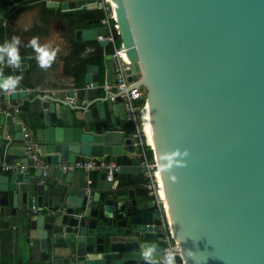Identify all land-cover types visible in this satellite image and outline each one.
Instances as JSON below:
<instances>
[{
  "label": "water",
  "instance_id": "obj_1",
  "mask_svg": "<svg viewBox=\"0 0 264 264\" xmlns=\"http://www.w3.org/2000/svg\"><path fill=\"white\" fill-rule=\"evenodd\" d=\"M47 5L99 8L97 0ZM111 5L117 29L100 19L76 23L74 39L104 48L110 35L120 40L131 61L127 89H146L155 148L142 131L141 110L126 118L112 84V53L104 55L102 77L100 65L89 63L77 88L52 94L19 85L1 94L0 148L6 159L29 162L35 155L38 163L0 175V205L18 210L31 200L53 210L31 226L53 264H144L145 245L165 251L160 207L141 197L148 192L135 143L141 139L161 170L183 263L264 264V0ZM26 66L22 58L14 69ZM177 150L188 154L169 166L166 157ZM108 155L121 165L111 177L107 170L61 167Z\"/></svg>",
  "mask_w": 264,
  "mask_h": 264
},
{
  "label": "crops",
  "instance_id": "obj_2",
  "mask_svg": "<svg viewBox=\"0 0 264 264\" xmlns=\"http://www.w3.org/2000/svg\"><path fill=\"white\" fill-rule=\"evenodd\" d=\"M47 2L48 0H0V44L11 40L14 35L19 37L20 54L22 58H26L27 63L26 67L18 69L0 63V72L7 76L22 75V87L52 94L56 90L77 88L79 80L84 79L86 65L89 63L100 65L102 77L107 49L77 41L73 33L76 23L82 26L98 25L96 20L101 17L102 8L64 11L59 5L48 6ZM76 18L79 20L74 22L73 19ZM32 37H39L41 43L52 42L53 46H59L55 63L46 71L39 67L35 52L28 46ZM1 99L3 97L0 96ZM4 107L5 105H1L0 111L5 110ZM1 138L0 126V142ZM10 160L12 159H6L0 148V162ZM29 168L30 166L27 167ZM6 172L11 171L0 169V175ZM141 197L151 199L149 190ZM29 202L26 208L20 207L18 210L12 205H0V264H53L50 250L43 249L40 246L41 239L32 236L31 231L33 219L40 214L51 213L48 211L49 206L33 205L31 200ZM34 207L38 209L37 212L32 210ZM56 256L60 258L63 254L57 253Z\"/></svg>",
  "mask_w": 264,
  "mask_h": 264
},
{
  "label": "built area",
  "instance_id": "obj_3",
  "mask_svg": "<svg viewBox=\"0 0 264 264\" xmlns=\"http://www.w3.org/2000/svg\"><path fill=\"white\" fill-rule=\"evenodd\" d=\"M97 2L99 7L102 8L103 10V15L100 17L99 23L107 27L108 29H113V28L117 29V23L114 21L111 0H97ZM109 38H110V42H114L115 39L111 37V35L109 36ZM112 58L114 60L115 71L117 74V79L112 84L115 85L119 93H121L122 102L126 112V118L128 120H135L137 115V110L138 109L141 110L142 105H136L133 100L136 97H143L142 96L143 93L138 91L141 86L132 89H127L130 83V81L127 80V70L130 68L131 61L130 60L126 61L125 58L121 55L120 44L119 46L114 47V50L112 52ZM1 94L2 92L0 91V96ZM115 94L111 96L112 99H115ZM135 143L137 145H141L142 147V157L140 163L144 168V174L146 178L145 180H147L145 182V185L148 188L149 193L153 196L154 201L160 207L162 213V219L164 225V230L162 232V239L164 243L163 251L166 252L170 248H175L177 252V264H184L179 247L176 245L172 237L170 223L168 220V214L166 210L167 208L164 205V199L159 196L160 187L158 186V183H156L158 177L155 175L156 169L158 167L156 163L152 161L153 157L148 158L146 156L143 147L147 145H144L141 139L137 140ZM37 163H38V158L35 155H33L30 157L29 162H18L15 160L1 161L0 169L2 171H7V170L13 171L16 169L25 170L27 169L28 166L37 165ZM61 167L65 170L83 169L88 173L91 171L98 172L102 170H107L110 173L109 175L110 177L113 171H119L121 169V165L119 163H117L115 160H107L105 157H89V158L81 159L79 161L66 162V163H62ZM32 210L34 212L38 211L36 207H34ZM48 211L53 212V210L50 208L48 209Z\"/></svg>",
  "mask_w": 264,
  "mask_h": 264
},
{
  "label": "clouds",
  "instance_id": "obj_4",
  "mask_svg": "<svg viewBox=\"0 0 264 264\" xmlns=\"http://www.w3.org/2000/svg\"><path fill=\"white\" fill-rule=\"evenodd\" d=\"M20 44V38L15 35L11 40H6L3 44H0V63H6L7 66L13 68L19 67L22 60ZM28 46L35 52V59L39 67L45 71L52 67L60 51L59 46H53L52 42L41 43L39 37H32L28 42ZM22 79V75L5 76L3 72H0V91H3L5 94L15 93ZM187 154V150L183 153L177 150L167 156L166 159L169 161V166L172 164L173 157L186 156ZM176 163L181 164V161H176ZM173 179L175 178L173 177ZM189 255H193V253L190 251ZM141 258L144 264H177V252L175 248L161 252L155 244L145 245Z\"/></svg>",
  "mask_w": 264,
  "mask_h": 264
},
{
  "label": "bare ground",
  "instance_id": "obj_5",
  "mask_svg": "<svg viewBox=\"0 0 264 264\" xmlns=\"http://www.w3.org/2000/svg\"><path fill=\"white\" fill-rule=\"evenodd\" d=\"M121 55L125 58L126 61H129L124 48H121ZM141 116H142V128H143L142 131L146 136V141L148 145H150L152 148H155L154 132H153V127H152V122H151V117H150L149 105L147 102L141 106ZM155 175L158 177V180L156 183H158V186L160 187L159 195L161 198L164 199V205L166 206L167 208L166 210L168 211V204H167L165 190H164L162 173L159 168L156 169Z\"/></svg>",
  "mask_w": 264,
  "mask_h": 264
},
{
  "label": "trees",
  "instance_id": "obj_6",
  "mask_svg": "<svg viewBox=\"0 0 264 264\" xmlns=\"http://www.w3.org/2000/svg\"><path fill=\"white\" fill-rule=\"evenodd\" d=\"M101 16L103 15V12L101 11ZM111 21H113V20H111ZM119 44H120V40L119 39H115L114 40V42H110V44L108 45V47H111V48H114L115 46H119ZM145 96H143V97H136L133 101H134V103L136 104V105H142L144 102H145V98H144ZM143 149H144V152H145V154H146V156L148 157V158H152L153 157V151H152V149L147 145V146H144L143 147ZM106 159L107 160H115L117 163H119L118 162V158L117 157H115V156H112V155H109V156H106ZM147 180H145L144 182H146Z\"/></svg>",
  "mask_w": 264,
  "mask_h": 264
},
{
  "label": "flooded vegetation",
  "instance_id": "obj_7",
  "mask_svg": "<svg viewBox=\"0 0 264 264\" xmlns=\"http://www.w3.org/2000/svg\"><path fill=\"white\" fill-rule=\"evenodd\" d=\"M98 19H100V17H99ZM106 49H107V50H106V52H105V55L108 54V53H112L114 48H111V47H108V46H107ZM144 181H145V180H144ZM144 181H143V182H144ZM159 196H160V195H159ZM151 201H153V203H155V201H154L152 195H151Z\"/></svg>",
  "mask_w": 264,
  "mask_h": 264
},
{
  "label": "rangeland",
  "instance_id": "obj_8",
  "mask_svg": "<svg viewBox=\"0 0 264 264\" xmlns=\"http://www.w3.org/2000/svg\"><path fill=\"white\" fill-rule=\"evenodd\" d=\"M138 91H140L141 93H143V95L142 96H145L144 98H146V89H145V87L144 86H141L140 88H139V90ZM145 103V102H144ZM143 103V104H144ZM142 104V105H143Z\"/></svg>",
  "mask_w": 264,
  "mask_h": 264
}]
</instances>
